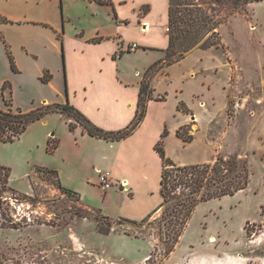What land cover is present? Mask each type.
Returning <instances> with one entry per match:
<instances>
[{
    "label": "rangeland",
    "instance_id": "rangeland-1",
    "mask_svg": "<svg viewBox=\"0 0 264 264\" xmlns=\"http://www.w3.org/2000/svg\"><path fill=\"white\" fill-rule=\"evenodd\" d=\"M210 4L209 12L219 21L213 36L219 46L195 47L172 58L165 52L147 69L145 80L153 88L152 99L167 98L158 108L169 129L184 118L192 120L186 114L191 112L188 104L202 119L200 128L196 120L180 127L183 136L193 139L182 144L170 141L167 156L178 165L210 163L220 155L241 160L251 173L249 186L200 203L166 256L162 210L143 221L110 218L77 192L59 186V182L75 186L95 203L110 190L85 184V175L101 178L93 153L75 145L74 130L62 113H48L31 122L20 138L0 141V164L11 169L9 186L0 192V264H216L234 254L246 256L250 264H264V0H210ZM0 8L9 16L29 11L32 20L49 21L45 26L33 21L19 25L1 17L0 106H5L3 95L24 109L32 106L28 97L63 101L66 58L52 41L54 30L68 38L84 29L113 26L114 5L108 2L0 0ZM9 43L25 70L22 74L11 68ZM69 44L74 47V40ZM22 45L40 57L29 61ZM142 56L123 62L130 77L148 63L150 58ZM38 64L53 74L51 85L34 80ZM8 78L18 81L14 90L9 84L3 89ZM200 94H205V103ZM202 105L210 111L201 110ZM152 119L154 126L151 120L147 125L157 129L159 119ZM51 141H57L56 148L50 147ZM38 166L56 169L59 175L38 171ZM153 181V197L159 198L160 179L154 176Z\"/></svg>",
    "mask_w": 264,
    "mask_h": 264
},
{
    "label": "crops",
    "instance_id": "crops-1",
    "mask_svg": "<svg viewBox=\"0 0 264 264\" xmlns=\"http://www.w3.org/2000/svg\"><path fill=\"white\" fill-rule=\"evenodd\" d=\"M89 1L92 5L102 1L114 5L115 14L113 13V17H111L113 26L107 27L108 30L95 27L91 32L84 29L71 37L68 36V38H64V32L54 30L52 41L58 48L61 47L62 52L65 51L66 85L64 90L66 96L64 95V100H50L44 95L40 99L36 96L28 97L32 104L28 109L16 106L12 98L11 102L14 108L28 112L40 105L64 104L69 101L99 127L108 131H118L128 127L136 118L140 88L145 80V73L151 65L162 59L169 45V0ZM0 13L2 14L0 22L3 21L1 17L6 19V22L9 21L7 20L9 17L13 24L19 25L33 21L36 26H45L49 22L44 19L32 20L29 11L24 12V16L21 17L17 16L21 14L9 16L1 8ZM5 14L7 16H4ZM16 26L18 27V25ZM2 33L0 30V34ZM72 40H74V47L69 44ZM133 43L138 44V49L129 51L127 48ZM9 46L17 67L14 72L17 75L22 74L25 70L16 61L12 44L9 43ZM22 49L26 57L30 58L29 61L40 57L39 52L30 51L24 45H22ZM141 53L145 55L142 56ZM136 54L142 58L150 59L142 70L136 71L132 78L123 67V62L125 63L127 57ZM45 73L49 78L47 82L42 80ZM33 75L35 81L49 85L52 84L54 77L47 66L39 64ZM7 83L13 90L18 85V81H15L14 78H8ZM154 92L159 93L157 87ZM200 95L205 103V94ZM3 100L5 102L4 95ZM166 100L167 98L149 100L146 103L145 115L139 125L130 135L121 140H106L91 136L80 125L73 131L75 145L83 149L85 153H87L85 150L88 149L93 153L94 167L101 169V175L110 173L114 185L110 190L104 191L103 201L92 202L84 198L75 186H67L62 182L61 184L78 192L82 200L99 209L106 217L140 220L150 214L162 202L160 194L159 198L153 197L156 189L153 186V177L157 176L161 181L163 168L162 158L156 149L157 143L162 139L167 153L170 141L175 139L180 144L185 142L177 135L180 127L191 124L194 120L199 128L202 124V119L196 113V109L188 104L191 112L187 111L186 114L190 115L192 120L189 121L188 117L184 118L183 122L176 125L174 129H169L164 112L158 108ZM4 105L0 108L5 109L6 103ZM201 110L210 111L207 105H202ZM153 116L159 119L157 129L151 128L154 126ZM64 117L67 119L65 115ZM149 120L152 121L151 127L147 125ZM86 156L89 157L88 154ZM85 180L87 181L85 184L100 190V178L97 175H85ZM160 187L159 182L157 192L158 190L160 192ZM216 264L250 263L246 256L234 254L221 258Z\"/></svg>",
    "mask_w": 264,
    "mask_h": 264
},
{
    "label": "trees",
    "instance_id": "trees-1",
    "mask_svg": "<svg viewBox=\"0 0 264 264\" xmlns=\"http://www.w3.org/2000/svg\"><path fill=\"white\" fill-rule=\"evenodd\" d=\"M210 7V0H169V45L165 50L166 57L172 58L177 54L182 56L195 47L207 50L219 46V41L213 40L219 21L209 12ZM9 57L11 68L16 71L12 54ZM47 75L45 73L42 77L44 82L49 80ZM7 85L8 83H5L3 89ZM152 93L153 88L149 81L144 80L140 88L136 118L128 127L118 131H108L99 127L69 101L64 104L40 105L25 112L20 108H14L11 99L5 98L7 109L0 108V141L11 142L20 138L31 122L53 112L64 114L71 130H75L80 125L91 136L106 140H121L130 135L143 119L146 103L152 99ZM177 135L185 142L193 139L192 135L183 136L181 130H178ZM50 147L56 148L57 141H51ZM156 149L163 165L160 181L162 202L141 220L150 218L153 213L162 210L160 224L165 230V255L168 256L173 252L195 208L202 202L234 195L246 189L251 181V173L241 160L227 159L221 155L210 163L178 165L167 156L162 139L157 143ZM37 169L58 174L55 169L48 167L38 166ZM10 178L11 169L0 164V192L7 190ZM59 186L68 193H76L64 187L61 182Z\"/></svg>",
    "mask_w": 264,
    "mask_h": 264
},
{
    "label": "built area",
    "instance_id": "built-area-1",
    "mask_svg": "<svg viewBox=\"0 0 264 264\" xmlns=\"http://www.w3.org/2000/svg\"><path fill=\"white\" fill-rule=\"evenodd\" d=\"M127 49L129 51H135L138 49V44L137 43L130 44ZM100 184L106 190L113 186L110 173H104L101 175Z\"/></svg>",
    "mask_w": 264,
    "mask_h": 264
},
{
    "label": "bare ground",
    "instance_id": "bare-ground-1",
    "mask_svg": "<svg viewBox=\"0 0 264 264\" xmlns=\"http://www.w3.org/2000/svg\"><path fill=\"white\" fill-rule=\"evenodd\" d=\"M149 29V28H148Z\"/></svg>",
    "mask_w": 264,
    "mask_h": 264
}]
</instances>
